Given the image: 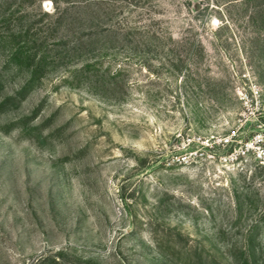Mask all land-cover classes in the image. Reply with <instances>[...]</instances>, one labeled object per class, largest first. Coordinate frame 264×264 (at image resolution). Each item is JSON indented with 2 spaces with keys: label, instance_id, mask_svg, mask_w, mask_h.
<instances>
[{
  "label": "rangeland",
  "instance_id": "1",
  "mask_svg": "<svg viewBox=\"0 0 264 264\" xmlns=\"http://www.w3.org/2000/svg\"><path fill=\"white\" fill-rule=\"evenodd\" d=\"M228 136L264 143V0H0V264H264Z\"/></svg>",
  "mask_w": 264,
  "mask_h": 264
},
{
  "label": "built area",
  "instance_id": "2",
  "mask_svg": "<svg viewBox=\"0 0 264 264\" xmlns=\"http://www.w3.org/2000/svg\"><path fill=\"white\" fill-rule=\"evenodd\" d=\"M213 140V138L204 139L200 142V144L204 148L209 149H213L216 145L221 146L222 148L233 149L231 155L221 158L223 163L236 162L240 157L246 158L249 155H251L256 161H264V143H261V141H259L256 137L253 139L252 142H247L242 145H240V143L237 144L238 147L237 145H234L236 144V141H233L230 136L221 139L217 142V144ZM236 147L238 149H236ZM183 160L185 161V158Z\"/></svg>",
  "mask_w": 264,
  "mask_h": 264
}]
</instances>
